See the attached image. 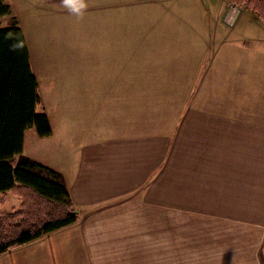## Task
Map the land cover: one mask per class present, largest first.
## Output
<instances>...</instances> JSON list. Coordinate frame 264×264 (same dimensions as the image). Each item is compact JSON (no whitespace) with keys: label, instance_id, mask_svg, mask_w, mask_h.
<instances>
[{"label":"crops","instance_id":"obj_1","mask_svg":"<svg viewBox=\"0 0 264 264\" xmlns=\"http://www.w3.org/2000/svg\"><path fill=\"white\" fill-rule=\"evenodd\" d=\"M227 1L184 36L149 24L79 51L63 80L27 39L52 132L23 151L64 174L79 215L0 264H264V23Z\"/></svg>","mask_w":264,"mask_h":264},{"label":"trees","instance_id":"obj_2","mask_svg":"<svg viewBox=\"0 0 264 264\" xmlns=\"http://www.w3.org/2000/svg\"><path fill=\"white\" fill-rule=\"evenodd\" d=\"M229 1L250 7L264 23V0ZM11 10L0 0V17ZM40 102L27 38L16 20L0 27V206L8 192L20 198V206L0 210V254L78 220L64 174L23 151L28 128L41 136L52 132L48 115L36 110Z\"/></svg>","mask_w":264,"mask_h":264},{"label":"rangeland","instance_id":"obj_3","mask_svg":"<svg viewBox=\"0 0 264 264\" xmlns=\"http://www.w3.org/2000/svg\"><path fill=\"white\" fill-rule=\"evenodd\" d=\"M5 1L12 10L9 15L0 17V27L17 20L30 42L34 67L56 71L62 74L59 76L62 80L67 76L64 74L77 72L79 51L88 50L94 55L95 50L110 39L142 37L144 27L149 24L157 27L156 36H165L164 32L184 36L190 32L188 24L211 22L212 14H217L228 3L227 0ZM227 6L223 7L224 12L229 10ZM233 10L236 11L234 7ZM239 22L251 21L241 17ZM32 128L27 130V152L35 154L38 149L37 155H44V149H40L45 144H38L40 142L32 136ZM6 198L1 211L20 206V198L12 192H8ZM167 246L171 247L169 239Z\"/></svg>","mask_w":264,"mask_h":264},{"label":"water","instance_id":"obj_4","mask_svg":"<svg viewBox=\"0 0 264 264\" xmlns=\"http://www.w3.org/2000/svg\"><path fill=\"white\" fill-rule=\"evenodd\" d=\"M79 210H76V212H78Z\"/></svg>","mask_w":264,"mask_h":264},{"label":"clouds","instance_id":"obj_5","mask_svg":"<svg viewBox=\"0 0 264 264\" xmlns=\"http://www.w3.org/2000/svg\"><path fill=\"white\" fill-rule=\"evenodd\" d=\"M81 7H83V5H81Z\"/></svg>","mask_w":264,"mask_h":264}]
</instances>
